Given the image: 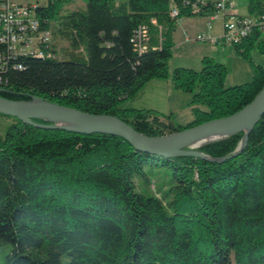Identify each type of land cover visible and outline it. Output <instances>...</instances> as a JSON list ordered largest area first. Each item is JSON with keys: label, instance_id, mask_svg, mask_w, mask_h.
Returning <instances> with one entry per match:
<instances>
[{"label": "trees", "instance_id": "trees-1", "mask_svg": "<svg viewBox=\"0 0 264 264\" xmlns=\"http://www.w3.org/2000/svg\"><path fill=\"white\" fill-rule=\"evenodd\" d=\"M23 1L37 3L54 56L7 58L2 97L112 115L159 137L230 116L264 88V65L250 56L255 48L264 54V31L254 27L233 44L252 64L250 81L226 87L227 66L211 56L200 70L172 71L175 89L191 95L193 121L178 124L173 113L125 107L149 81L170 77L178 21L210 17L214 3L196 11L184 0ZM76 1L84 8L70 9ZM262 4L249 0V12L259 14ZM244 136L240 131L198 150L229 157ZM148 166L171 170L173 182L160 196L137 190V176L151 185ZM0 264H264V116L241 153L223 161L151 155L119 136L16 118L0 135Z\"/></svg>", "mask_w": 264, "mask_h": 264}, {"label": "water", "instance_id": "water-1", "mask_svg": "<svg viewBox=\"0 0 264 264\" xmlns=\"http://www.w3.org/2000/svg\"><path fill=\"white\" fill-rule=\"evenodd\" d=\"M0 114L17 118L26 124L41 128L119 136L128 140L136 150L151 155L172 157L191 154L212 161H223L241 153L246 146L251 130L264 116V88L248 105L230 116L210 120L161 137L144 135L127 122L112 115L91 114L76 108L37 99L16 101L0 96ZM34 119H44L52 123H37ZM218 130H227L231 136L240 131H245V136L238 149L231 156L213 158L192 146V143ZM188 147L192 149H188Z\"/></svg>", "mask_w": 264, "mask_h": 264}, {"label": "built area", "instance_id": "built-area-1", "mask_svg": "<svg viewBox=\"0 0 264 264\" xmlns=\"http://www.w3.org/2000/svg\"><path fill=\"white\" fill-rule=\"evenodd\" d=\"M175 0H173L174 2ZM209 1L214 3L215 12L210 19H221L223 35L213 38L208 34L187 37L186 41L210 42L213 45L224 43L232 45L246 38L254 27L264 31V0L259 14L240 15L234 0H184L185 6L200 10ZM36 2L23 0H0V87L3 83V70L7 58L18 55H34L36 57H53L52 34L49 30L40 28L36 15ZM179 7L173 4L171 16L179 15ZM210 26V25H209ZM144 29L139 30V38L143 37ZM21 67V66H19Z\"/></svg>", "mask_w": 264, "mask_h": 264}, {"label": "rangeland", "instance_id": "rangeland-1", "mask_svg": "<svg viewBox=\"0 0 264 264\" xmlns=\"http://www.w3.org/2000/svg\"><path fill=\"white\" fill-rule=\"evenodd\" d=\"M243 13L242 14H249L247 7H245V3L243 4ZM70 9H79L84 8V4L81 1H76L72 5L69 6ZM186 17L185 21H182ZM177 25L176 30L173 34V41L175 43L173 47V57L169 63V70H170V77L172 71L177 67H186L193 68L196 70H200L202 65L199 61V52L202 49H205L210 44L209 42L204 43L200 41H186L185 38L187 35L195 36L199 33L206 32L208 27H206L207 22L210 20L209 15H195V16H184ZM213 32L219 33L221 31V19H216L211 21ZM175 38V39H174ZM63 46L67 44L63 42ZM58 58H62L63 51L59 47L58 48ZM203 51V50H202ZM234 49H228L226 51V59L225 63L228 69V76L225 81V86H234L237 84H242L248 82L253 77V67L252 64L241 57H239L235 52ZM251 58L254 62L258 64L264 65V54L261 53L257 48L253 49L250 53ZM188 62V63H186ZM183 64V65H181ZM185 64V65H184ZM172 79V77H171ZM182 93L180 97L185 98H176V102L172 104L174 108L177 109L173 111V120L178 124H187L194 120V114L189 107L190 104L188 103L189 94ZM187 96H185V95ZM184 95V96H183ZM150 97V90L142 89L133 99L126 100L123 103L125 107L131 108H139L143 109V107L147 106L146 104L151 101ZM172 102V101H171ZM157 111V110H156ZM160 112V111H158ZM169 113L171 111H168ZM163 113V112H161ZM168 113V114H169ZM16 118L11 116H5L0 114V135H3L8 130L9 126L12 122L15 121ZM173 134V133H171ZM170 134H165L163 136H167ZM161 137V136H159ZM188 149H192L188 147ZM198 149V148H195ZM148 177L151 180V185L148 186L144 179L141 176H137L135 178L137 190L141 191L146 194H150V192L155 193L160 196V191L164 192L171 184H172V174L171 170L164 166H155L146 167Z\"/></svg>", "mask_w": 264, "mask_h": 264}, {"label": "crops", "instance_id": "crops-1", "mask_svg": "<svg viewBox=\"0 0 264 264\" xmlns=\"http://www.w3.org/2000/svg\"><path fill=\"white\" fill-rule=\"evenodd\" d=\"M234 1L237 3V11L239 12L240 15L247 16V15L252 14L251 12H249V14H247V15L242 14L244 3L246 5L245 7H247V10L249 11V9H248L249 0H234ZM180 20L178 21V24H177L178 26H179V23L181 22ZM185 20H186V17L184 19H182V21H185ZM214 20H216V19H210L206 24V27H208V30L206 32L199 33V34H208L209 36H211L213 38L221 37L223 35V32H224L223 31V22L221 23V31L219 33H215V32H213L212 23H211V21H214ZM196 36L197 35H195V36L187 35L186 38L187 37L194 38ZM186 38H185V40H186ZM204 43H207V42H204ZM174 45H175V43H174ZM230 48H232V50L234 49V47L232 45H226L224 43H219L217 45H213L210 43L208 45V47H206L205 49H202L203 51L201 50V52H199L200 53L198 56L200 59L199 61L201 62V65H202L203 57L204 56H211L215 60L226 64L225 63V59H226L225 55H226V51ZM233 52H235V50ZM186 63H188V62H186ZM181 65H183V64H181ZM186 67H189V66H186ZM193 68H195V66ZM144 89L150 90V97L152 100L149 101L146 104L147 106L143 107V109H154V110L163 112L165 114H168L169 113L168 111H171L170 113H173V111H175L177 109L178 106L176 108H174V106L172 105L176 102L175 101L176 98L177 99L178 98H180V99L185 98V97H180V96H182L181 95L182 93H180V91L175 89L174 83H173V80L171 79V77H169L167 79H152L151 81H149L145 85ZM185 96H187V95H185ZM190 101H191V98L189 97V99H188L189 104H190ZM189 107L192 110V106L190 105Z\"/></svg>", "mask_w": 264, "mask_h": 264}, {"label": "bare ground", "instance_id": "bare-ground-1", "mask_svg": "<svg viewBox=\"0 0 264 264\" xmlns=\"http://www.w3.org/2000/svg\"><path fill=\"white\" fill-rule=\"evenodd\" d=\"M229 136L231 137V134L227 130H218L214 132L213 134L192 143V146L196 148H200L203 145H206L205 143L209 144V142L211 143V141L215 142V141L224 140L225 138L226 139L229 138Z\"/></svg>", "mask_w": 264, "mask_h": 264}]
</instances>
